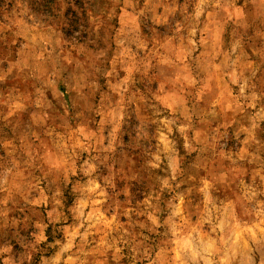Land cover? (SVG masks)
Returning a JSON list of instances; mask_svg holds the SVG:
<instances>
[{
    "label": "rangeland",
    "instance_id": "374dc122",
    "mask_svg": "<svg viewBox=\"0 0 264 264\" xmlns=\"http://www.w3.org/2000/svg\"><path fill=\"white\" fill-rule=\"evenodd\" d=\"M34 6L0 0V264H264V0Z\"/></svg>",
    "mask_w": 264,
    "mask_h": 264
},
{
    "label": "trees",
    "instance_id": "16d2710c",
    "mask_svg": "<svg viewBox=\"0 0 264 264\" xmlns=\"http://www.w3.org/2000/svg\"><path fill=\"white\" fill-rule=\"evenodd\" d=\"M38 1V2H37ZM56 0H34L35 8L34 11L40 15V17H47L52 14V5L55 4Z\"/></svg>",
    "mask_w": 264,
    "mask_h": 264
}]
</instances>
